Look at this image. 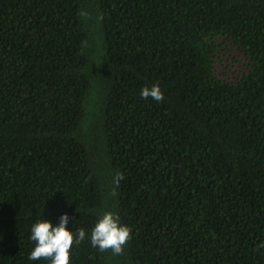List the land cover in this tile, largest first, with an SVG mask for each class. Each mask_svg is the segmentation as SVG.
Wrapping results in <instances>:
<instances>
[{"label":"trees","instance_id":"16d2710c","mask_svg":"<svg viewBox=\"0 0 264 264\" xmlns=\"http://www.w3.org/2000/svg\"><path fill=\"white\" fill-rule=\"evenodd\" d=\"M62 214L70 264H264V0H0V264Z\"/></svg>","mask_w":264,"mask_h":264},{"label":"clouds","instance_id":"9594fccd","mask_svg":"<svg viewBox=\"0 0 264 264\" xmlns=\"http://www.w3.org/2000/svg\"><path fill=\"white\" fill-rule=\"evenodd\" d=\"M140 95L145 99L151 97L158 103L164 99L158 84H153L150 88L143 87ZM123 179V173L117 172L113 183L119 187ZM116 194L115 190L111 193L112 196ZM68 221L67 214H62L56 225L44 219L36 220L30 227L29 238L34 242V247L28 259L35 261L43 258L49 260L50 264H70V249L74 243H80L86 238V231L79 229L77 233H72L66 227ZM131 238L132 230L121 224L119 215L111 211L104 212L90 232L92 247L102 252L111 250L114 255L122 254L124 246ZM259 247H264V243Z\"/></svg>","mask_w":264,"mask_h":264},{"label":"rangeland","instance_id":"374dc122","mask_svg":"<svg viewBox=\"0 0 264 264\" xmlns=\"http://www.w3.org/2000/svg\"><path fill=\"white\" fill-rule=\"evenodd\" d=\"M232 70H234V69H232Z\"/></svg>","mask_w":264,"mask_h":264}]
</instances>
